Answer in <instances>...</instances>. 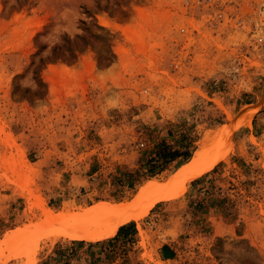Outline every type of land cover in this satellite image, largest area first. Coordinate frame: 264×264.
<instances>
[{"label": "rangeland", "instance_id": "374dc122", "mask_svg": "<svg viewBox=\"0 0 264 264\" xmlns=\"http://www.w3.org/2000/svg\"><path fill=\"white\" fill-rule=\"evenodd\" d=\"M202 141L205 170L122 240L89 248L40 224L44 207L130 202L168 183ZM159 143L191 158L142 179ZM4 241L0 264H264V0L191 11L174 0H0ZM164 243L170 262L156 256Z\"/></svg>", "mask_w": 264, "mask_h": 264}, {"label": "bare ground", "instance_id": "6f19581e", "mask_svg": "<svg viewBox=\"0 0 264 264\" xmlns=\"http://www.w3.org/2000/svg\"><path fill=\"white\" fill-rule=\"evenodd\" d=\"M208 153V142H200L194 156L171 181L166 184L149 183L130 202L94 205L88 208L77 206L73 209L75 211L64 210L56 214L44 207L42 209L44 220L42 219L40 224L47 222L56 226L59 232L55 237H69L78 241L109 239L120 226L141 219L155 204L176 197L178 190L186 181L205 170L212 159V155ZM5 242H1L0 247Z\"/></svg>", "mask_w": 264, "mask_h": 264}, {"label": "trees", "instance_id": "16d2710c", "mask_svg": "<svg viewBox=\"0 0 264 264\" xmlns=\"http://www.w3.org/2000/svg\"><path fill=\"white\" fill-rule=\"evenodd\" d=\"M180 151H175L172 148L165 145L164 143L157 144L148 153V155L144 158V161L142 162V168L144 169V174L142 179L152 178L156 176L157 174L161 173L164 170V166L176 161L177 159L182 158L183 160H187V158H189L190 156L188 155V152L187 151L180 152ZM133 228H134L133 223H128L125 226L124 230H122V228H119V230L117 231V235L120 233V231L123 232L126 231L127 229H133ZM97 244L100 243L96 242L95 245Z\"/></svg>", "mask_w": 264, "mask_h": 264}, {"label": "crops", "instance_id": "0c3cea01", "mask_svg": "<svg viewBox=\"0 0 264 264\" xmlns=\"http://www.w3.org/2000/svg\"><path fill=\"white\" fill-rule=\"evenodd\" d=\"M186 162V161H185ZM185 162H183L182 164H184ZM182 164H180L179 165V167L181 168L183 165ZM178 167V168H179ZM180 171V170H179ZM178 171V172H179ZM199 179V178H198ZM197 180V179H196ZM196 180H194V181H196ZM194 181H192L191 183H193ZM127 225V224H126ZM126 225H123V226H120L119 228H122V230H124L125 229V226ZM119 228L116 230V232H115V234L111 237V238H109V239H107V240H105V243H107V245H108V243L109 244H111V243H113V242H115V240H119V239H123V237L125 236V231H123V232H121L120 231V233L117 235V231L119 230ZM134 229V228H133ZM64 241H65V239H63ZM84 244V245H87V247L89 246V248H92L91 246L92 245H95V243H92V244H86V243H84L83 241H79V242H75V243H73L74 245H79V244ZM98 243H103V241L101 242H98ZM54 249H55V245L54 246H52V248H51V250H50V254L54 251ZM93 250V249H92ZM96 250H98V249H95L94 248V251L96 252ZM68 253H70V251H68ZM47 249L45 248V250H43L42 251V253H41V259H46L47 258ZM72 258H73V261L76 263V260H78L79 258H80V256H79V254H77L75 251H74V253H73V255H70ZM156 256H157V258H158V260L160 261V262H170V261H172L174 258H175V250L170 246V244H168V243H164V244H162L159 248H158V250H157V252H156ZM99 258V260H97L98 262H100V260H101V258H103V253H95L94 255H92L91 256V260L92 259H96V258ZM105 257V256H104ZM62 262V261H61ZM63 263V262H62ZM64 263L65 264H71V263H73V262H71V261H69V260H66V261H64Z\"/></svg>", "mask_w": 264, "mask_h": 264}, {"label": "built area", "instance_id": "2783aa9c", "mask_svg": "<svg viewBox=\"0 0 264 264\" xmlns=\"http://www.w3.org/2000/svg\"><path fill=\"white\" fill-rule=\"evenodd\" d=\"M178 3V6L184 9L185 11L191 10H209L212 8L220 9V7L230 6L236 4L240 0H174ZM216 19H220L221 15L215 14ZM182 31V30H181ZM140 146H142L140 144Z\"/></svg>", "mask_w": 264, "mask_h": 264}]
</instances>
